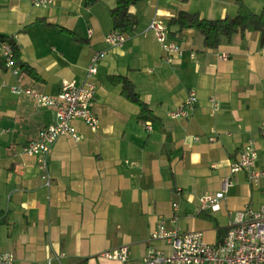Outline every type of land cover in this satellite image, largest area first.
Masks as SVG:
<instances>
[{"label": "crops", "instance_id": "crops-1", "mask_svg": "<svg viewBox=\"0 0 264 264\" xmlns=\"http://www.w3.org/2000/svg\"><path fill=\"white\" fill-rule=\"evenodd\" d=\"M238 1L256 14L264 9V0H140L129 7L133 30L124 32L121 46H110L105 36L114 29L115 0H53L46 7L0 0V35L16 43L37 74L14 76L0 66V251L12 252L15 264H111L101 253L126 245L129 264H136L149 248L169 251L165 241L150 239L159 219L181 232L201 231L215 244L239 213L264 203V182L249 185L238 171L224 199L197 211L201 196L221 190L248 140L255 170H264L259 32L249 27L205 48L198 30L170 24L181 11L210 20L234 16ZM154 17L184 49L173 63L148 30ZM97 51L105 52L94 76L99 127L74 120L81 139L58 138L44 172L22 147L55 121V109L10 87L57 96L64 81L84 80ZM112 76H125L149 112L123 96ZM190 92L188 114L172 118Z\"/></svg>", "mask_w": 264, "mask_h": 264}, {"label": "built area", "instance_id": "built-area-1", "mask_svg": "<svg viewBox=\"0 0 264 264\" xmlns=\"http://www.w3.org/2000/svg\"><path fill=\"white\" fill-rule=\"evenodd\" d=\"M35 7H46L53 0H28ZM161 48L165 59L173 63L174 59L182 56L184 49L175 41L170 40L165 22L154 17L149 25ZM91 33V30L88 31ZM110 46H121L125 42V34L113 29L105 36ZM104 51H97L91 57L87 67L86 77L81 83L64 81L63 88L57 96L47 95L13 85L10 90L15 95H27L34 99L39 107H53L55 121L42 128L37 137L22 147L24 154L36 157L39 167L45 172L47 169V155L54 142L68 136L80 140L74 120H82L92 131L99 127L98 118L92 113V105L97 85L94 76L97 73L98 62L104 57ZM0 58L3 67L14 76L20 75V69L15 65L12 47L7 39L0 38ZM194 93L190 92L183 105L173 111L172 118L184 117L192 108ZM212 111L219 109V104L211 99ZM150 129V124L146 125ZM198 139V137H195ZM209 140H214L210 137ZM257 153L253 142L248 140L242 147L239 158L231 165V175L224 179L221 190L212 195H203L199 199L198 212L215 207L224 199L228 188L232 185V175L238 171H245L249 185L264 182V170H255ZM264 194V189H263ZM177 205L174 204V207ZM177 217L172 221L176 222ZM151 240L165 241L169 251L149 248L147 253L136 264H264V203L258 209L247 207L239 213L230 224L225 236L215 244L203 240L201 231L191 230L181 232L177 228H168L165 220L159 219L150 235ZM111 264H129V248L124 245L116 249L105 251L100 255ZM0 264H15V256L10 251H0Z\"/></svg>", "mask_w": 264, "mask_h": 264}, {"label": "trees", "instance_id": "trees-1", "mask_svg": "<svg viewBox=\"0 0 264 264\" xmlns=\"http://www.w3.org/2000/svg\"><path fill=\"white\" fill-rule=\"evenodd\" d=\"M88 4H93L98 0H85ZM115 6L111 9V18L114 29L120 32L132 31L136 25V18L129 12V7L140 0H115ZM186 1V0H183ZM170 24L176 25L179 29H196L203 35L205 48H216L222 38H229L234 34L244 35L247 28L252 27L260 34V45L264 46V9L256 14L251 11L242 1H238V9L234 16H226L223 19H205L198 13L179 12L178 15L170 21ZM0 38L7 39L12 47L15 65L21 72H26L36 77L34 70L23 63L20 59L19 48L16 43L8 37L0 35ZM0 66L2 62L0 61ZM111 79L122 85V95L129 101L135 103L141 113H148V105L141 100L139 94L135 91L132 83L125 76H112Z\"/></svg>", "mask_w": 264, "mask_h": 264}]
</instances>
